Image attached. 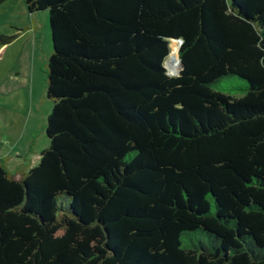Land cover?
<instances>
[{"label": "trees", "instance_id": "16d2710c", "mask_svg": "<svg viewBox=\"0 0 264 264\" xmlns=\"http://www.w3.org/2000/svg\"><path fill=\"white\" fill-rule=\"evenodd\" d=\"M23 3L48 145L0 162V264H264V0Z\"/></svg>", "mask_w": 264, "mask_h": 264}, {"label": "rangeland", "instance_id": "374dc122", "mask_svg": "<svg viewBox=\"0 0 264 264\" xmlns=\"http://www.w3.org/2000/svg\"><path fill=\"white\" fill-rule=\"evenodd\" d=\"M0 36L11 38L0 46V162L17 178L20 171L37 163L48 145L45 121L51 102L45 97V63L51 44L47 12L30 14L23 0H0Z\"/></svg>", "mask_w": 264, "mask_h": 264}, {"label": "bare ground", "instance_id": "6f19581e", "mask_svg": "<svg viewBox=\"0 0 264 264\" xmlns=\"http://www.w3.org/2000/svg\"><path fill=\"white\" fill-rule=\"evenodd\" d=\"M167 69L170 71L171 75H174L177 73L179 69L178 59L175 58H168L165 62Z\"/></svg>", "mask_w": 264, "mask_h": 264}, {"label": "water", "instance_id": "95a60500", "mask_svg": "<svg viewBox=\"0 0 264 264\" xmlns=\"http://www.w3.org/2000/svg\"><path fill=\"white\" fill-rule=\"evenodd\" d=\"M180 44V41H178V45ZM178 64H179V69H181V64H180V61H179V59H178ZM178 69V70H179Z\"/></svg>", "mask_w": 264, "mask_h": 264}]
</instances>
